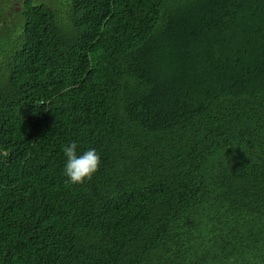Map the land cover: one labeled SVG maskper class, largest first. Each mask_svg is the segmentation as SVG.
<instances>
[{"label": "trees", "instance_id": "1", "mask_svg": "<svg viewBox=\"0 0 264 264\" xmlns=\"http://www.w3.org/2000/svg\"><path fill=\"white\" fill-rule=\"evenodd\" d=\"M0 264H264V0H0Z\"/></svg>", "mask_w": 264, "mask_h": 264}, {"label": "rangeland", "instance_id": "2", "mask_svg": "<svg viewBox=\"0 0 264 264\" xmlns=\"http://www.w3.org/2000/svg\"><path fill=\"white\" fill-rule=\"evenodd\" d=\"M36 1H42V0H36Z\"/></svg>", "mask_w": 264, "mask_h": 264}, {"label": "bare ground", "instance_id": "3", "mask_svg": "<svg viewBox=\"0 0 264 264\" xmlns=\"http://www.w3.org/2000/svg\"><path fill=\"white\" fill-rule=\"evenodd\" d=\"M199 228V227H198Z\"/></svg>", "mask_w": 264, "mask_h": 264}]
</instances>
